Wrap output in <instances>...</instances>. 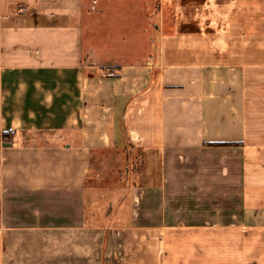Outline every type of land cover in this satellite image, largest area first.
<instances>
[{
    "label": "crops",
    "instance_id": "crops-1",
    "mask_svg": "<svg viewBox=\"0 0 264 264\" xmlns=\"http://www.w3.org/2000/svg\"><path fill=\"white\" fill-rule=\"evenodd\" d=\"M87 1L0 0V264H264V0Z\"/></svg>",
    "mask_w": 264,
    "mask_h": 264
},
{
    "label": "rangeland",
    "instance_id": "rangeland-1",
    "mask_svg": "<svg viewBox=\"0 0 264 264\" xmlns=\"http://www.w3.org/2000/svg\"><path fill=\"white\" fill-rule=\"evenodd\" d=\"M116 3L119 0H112ZM91 2L87 1V10L85 11V16L81 19V29L83 33L84 40H88L89 37L90 44L95 46V50L99 53L103 52H114L120 50V42H114L112 38H117V36H110V32L116 26L118 22L120 23V7L113 6L110 3V0H105L101 3L100 7L106 10V14L103 16V11H90ZM87 13V15H86ZM113 25V27H112ZM98 29L103 31L104 34L101 35L99 41H92V36L88 35L89 31H94ZM88 41V42H89ZM87 42V41H86ZM136 156L133 155V161L135 159L140 162L138 151H136ZM102 163L100 165L97 179L93 182V195L98 201L94 203L97 205L99 203L102 213H106L107 207L110 202L116 204V200L119 197H122L124 194L129 195L131 190L132 183H139L142 181L141 173L139 170H134L131 167L132 159L128 161L125 160V157L122 158L120 153H117L115 149H110L109 152H105L100 155ZM135 158V159H134ZM96 207V206H95ZM108 220L105 222L102 219H99L100 224H108ZM121 220L120 222H122ZM20 240V239H19Z\"/></svg>",
    "mask_w": 264,
    "mask_h": 264
},
{
    "label": "built area",
    "instance_id": "built-area-1",
    "mask_svg": "<svg viewBox=\"0 0 264 264\" xmlns=\"http://www.w3.org/2000/svg\"><path fill=\"white\" fill-rule=\"evenodd\" d=\"M105 73H106V76H107V77H110V78L116 76V72H115L114 70H112V69H108V68H107V69L105 70Z\"/></svg>",
    "mask_w": 264,
    "mask_h": 264
},
{
    "label": "trees",
    "instance_id": "trees-1",
    "mask_svg": "<svg viewBox=\"0 0 264 264\" xmlns=\"http://www.w3.org/2000/svg\"><path fill=\"white\" fill-rule=\"evenodd\" d=\"M7 135H8L7 133H4V137H7Z\"/></svg>",
    "mask_w": 264,
    "mask_h": 264
}]
</instances>
